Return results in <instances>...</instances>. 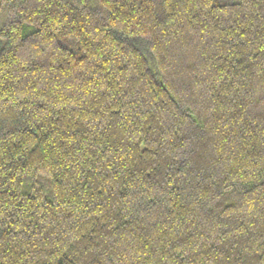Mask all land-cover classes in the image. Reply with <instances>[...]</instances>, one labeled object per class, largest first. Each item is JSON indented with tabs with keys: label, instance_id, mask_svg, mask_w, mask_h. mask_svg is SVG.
Instances as JSON below:
<instances>
[{
	"label": "trees",
	"instance_id": "obj_1",
	"mask_svg": "<svg viewBox=\"0 0 264 264\" xmlns=\"http://www.w3.org/2000/svg\"><path fill=\"white\" fill-rule=\"evenodd\" d=\"M0 264H264V0H0Z\"/></svg>",
	"mask_w": 264,
	"mask_h": 264
}]
</instances>
